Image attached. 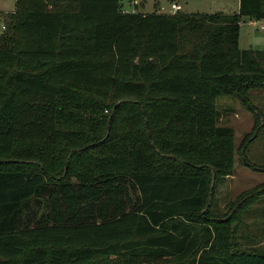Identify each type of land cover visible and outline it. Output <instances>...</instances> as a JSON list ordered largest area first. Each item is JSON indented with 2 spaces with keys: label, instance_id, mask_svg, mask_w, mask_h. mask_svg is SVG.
Instances as JSON below:
<instances>
[{
  "label": "trees",
  "instance_id": "obj_1",
  "mask_svg": "<svg viewBox=\"0 0 264 264\" xmlns=\"http://www.w3.org/2000/svg\"><path fill=\"white\" fill-rule=\"evenodd\" d=\"M124 8L16 0L6 15L0 264H264V245L238 237L264 189L215 211L236 165L217 99L241 98L262 126L248 96L264 91V51L239 40L264 0L233 14Z\"/></svg>",
  "mask_w": 264,
  "mask_h": 264
},
{
  "label": "rangeland",
  "instance_id": "obj_2",
  "mask_svg": "<svg viewBox=\"0 0 264 264\" xmlns=\"http://www.w3.org/2000/svg\"><path fill=\"white\" fill-rule=\"evenodd\" d=\"M134 1L140 3L141 12L148 14H172V4H179L181 11L188 14L215 13L216 5H222L223 9H229L227 13L233 14L239 4V0H122V3L128 9L133 5L137 10L138 5H134ZM15 8L16 0H0V34L3 32L2 25L6 23V15ZM248 22L246 18L242 21L239 48L264 51V29L251 26ZM248 99L262 117L259 129H256L253 108L244 104L241 98L219 97L216 103L220 114L219 127L233 130L236 148L235 173L216 190L215 211L222 215L227 214L229 208L235 206L243 195L258 188L264 189V91L252 90ZM250 164L262 170L253 169ZM238 224V237L243 247L264 245V238H260L264 236V192L241 211Z\"/></svg>",
  "mask_w": 264,
  "mask_h": 264
},
{
  "label": "crops",
  "instance_id": "obj_3",
  "mask_svg": "<svg viewBox=\"0 0 264 264\" xmlns=\"http://www.w3.org/2000/svg\"><path fill=\"white\" fill-rule=\"evenodd\" d=\"M138 5V9L136 10L135 9V6H133L132 5V7L130 8V9H128V8H124L126 11H128V12H133V11H139V12H141L140 11V9H139V5H140V3L138 2V1H134V5ZM239 4H240V0H239ZM239 4H238V6L237 7H235V8H237V10L236 11H238V8H239ZM173 5V4H172ZM175 5H179V4H175ZM180 6V5H179ZM182 8V7H181ZM216 9H217V11L216 12H225V13H227L228 12V10L229 9H227L226 7V9H223V7H222V5H216V7H215ZM235 11V12H236ZM14 12V11H13ZM248 23H250V25H251V23H252V21H249ZM252 26V25H251ZM260 238H264V236H260Z\"/></svg>",
  "mask_w": 264,
  "mask_h": 264
},
{
  "label": "built area",
  "instance_id": "obj_4",
  "mask_svg": "<svg viewBox=\"0 0 264 264\" xmlns=\"http://www.w3.org/2000/svg\"><path fill=\"white\" fill-rule=\"evenodd\" d=\"M172 9H173L174 12H176V11L181 10V6L173 4L172 5ZM251 25L252 26L261 27L262 29H264V20H262V21H252ZM2 29L3 30L5 29V25L4 24L2 25Z\"/></svg>",
  "mask_w": 264,
  "mask_h": 264
}]
</instances>
